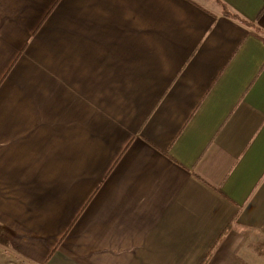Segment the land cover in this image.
I'll use <instances>...</instances> for the list:
<instances>
[{
	"label": "crops",
	"instance_id": "1",
	"mask_svg": "<svg viewBox=\"0 0 264 264\" xmlns=\"http://www.w3.org/2000/svg\"><path fill=\"white\" fill-rule=\"evenodd\" d=\"M222 1L261 32L217 0H0L22 260L226 264L264 232V0Z\"/></svg>",
	"mask_w": 264,
	"mask_h": 264
},
{
	"label": "rangeland",
	"instance_id": "2",
	"mask_svg": "<svg viewBox=\"0 0 264 264\" xmlns=\"http://www.w3.org/2000/svg\"><path fill=\"white\" fill-rule=\"evenodd\" d=\"M0 264H29L11 245L10 232L0 225ZM226 264H264V232L253 230Z\"/></svg>",
	"mask_w": 264,
	"mask_h": 264
},
{
	"label": "trees",
	"instance_id": "3",
	"mask_svg": "<svg viewBox=\"0 0 264 264\" xmlns=\"http://www.w3.org/2000/svg\"><path fill=\"white\" fill-rule=\"evenodd\" d=\"M217 1L222 5V12L224 15L231 17V18H234V19L240 21L241 23H243L244 25H247V26L253 28L257 33L261 32L260 27L258 25H256L254 22L249 21V20L245 19L244 17H242L241 15L233 12L229 8V6L226 3H224L222 0H217ZM220 239H219V241H220ZM209 258H210V254L205 258V260L201 264H207Z\"/></svg>",
	"mask_w": 264,
	"mask_h": 264
}]
</instances>
